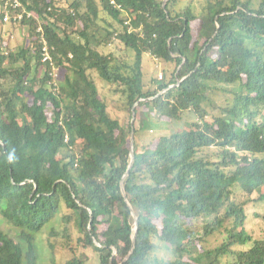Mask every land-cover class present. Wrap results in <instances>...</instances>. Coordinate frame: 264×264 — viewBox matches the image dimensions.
<instances>
[{"label": "trees", "instance_id": "trees-1", "mask_svg": "<svg viewBox=\"0 0 264 264\" xmlns=\"http://www.w3.org/2000/svg\"><path fill=\"white\" fill-rule=\"evenodd\" d=\"M180 1L0 0V264H88L90 249L99 264H264L246 228L247 204L264 202V0ZM117 42L126 57L102 50ZM147 54L175 65L149 85ZM92 72L117 85L128 125ZM63 220L75 240L59 261Z\"/></svg>", "mask_w": 264, "mask_h": 264}, {"label": "rangeland", "instance_id": "rangeland-1", "mask_svg": "<svg viewBox=\"0 0 264 264\" xmlns=\"http://www.w3.org/2000/svg\"><path fill=\"white\" fill-rule=\"evenodd\" d=\"M196 12H201V8L204 5L205 0H181L180 6H185L188 3H192ZM2 33L4 36L10 35L12 37V44L14 47L19 46L24 42V32L19 23L10 22V19L7 21L4 20L2 25ZM106 53L113 52L118 57H126L128 52L123 48L120 43H113L106 48L102 49ZM174 64L165 63L159 61L157 58L147 54L144 56L143 69L145 73V81L147 85L151 84V80L154 77L161 78L163 71L165 69H173ZM93 77L96 79L97 84L99 85V90L101 95L108 103V109L112 116L121 120L125 125L129 124V110L125 104V99L121 91H117L118 88L116 84L102 79L96 72H92ZM216 102L221 106H227L232 103L233 94L232 93H217L213 95ZM194 117L193 111H187L183 113L181 119H175L173 121L164 122V121H155L154 128L150 131L144 132V139L148 141L154 135L168 134L171 131H175L179 128L186 126L187 122H190ZM133 120V119H132ZM134 122V121H133ZM242 196V193L239 194ZM255 197L257 194L254 195ZM248 220L246 223V228L248 233L255 239H264V202L261 201H251L246 206ZM60 232L57 236L51 237L50 240L56 245L55 255L57 260L62 261L72 256V253L69 248V243L75 240V236L72 234V239L68 238V234L73 233V222L69 223V220H63L59 226ZM215 241V240H212ZM85 250L81 246L77 248V252ZM90 255V261L88 264H99L97 260V254L92 249L86 250ZM159 255H167L168 253L165 250L157 251Z\"/></svg>", "mask_w": 264, "mask_h": 264}, {"label": "water", "instance_id": "water-1", "mask_svg": "<svg viewBox=\"0 0 264 264\" xmlns=\"http://www.w3.org/2000/svg\"><path fill=\"white\" fill-rule=\"evenodd\" d=\"M134 110V109H133ZM135 111L133 112V120H132V123L135 119ZM134 159H135V152H134V132H132L131 134V162H130V167H132L133 163H134ZM128 174V171L126 172L125 175ZM121 187H122V191H123V194L126 196V192H125V187H124V184H123V180L121 181ZM133 215L135 217V231L137 232L138 230V218H137V215L135 214V212L133 211ZM135 239H136V233L134 234L133 236V241L135 242ZM98 243V241H96ZM128 258V256L126 257Z\"/></svg>", "mask_w": 264, "mask_h": 264}, {"label": "built area", "instance_id": "built-area-1", "mask_svg": "<svg viewBox=\"0 0 264 264\" xmlns=\"http://www.w3.org/2000/svg\"><path fill=\"white\" fill-rule=\"evenodd\" d=\"M10 1L12 2V5H14L15 7L20 5L19 0H10ZM22 15H23L22 13L21 14L19 13V14L15 15V16L17 18H21ZM9 18H10V15L6 14L5 17H4V20L7 21ZM44 51H45V54H44L43 60L44 61L52 60V57H51L50 53L48 52V49H47L46 46L44 47Z\"/></svg>", "mask_w": 264, "mask_h": 264}, {"label": "clouds", "instance_id": "clouds-1", "mask_svg": "<svg viewBox=\"0 0 264 264\" xmlns=\"http://www.w3.org/2000/svg\"><path fill=\"white\" fill-rule=\"evenodd\" d=\"M14 160H15V156H14V154H11V153H10V154L8 155V162L11 163V162H13Z\"/></svg>", "mask_w": 264, "mask_h": 264}, {"label": "bare ground", "instance_id": "bare-ground-1", "mask_svg": "<svg viewBox=\"0 0 264 264\" xmlns=\"http://www.w3.org/2000/svg\"><path fill=\"white\" fill-rule=\"evenodd\" d=\"M13 18H14V17H13ZM13 18H12V19H13Z\"/></svg>", "mask_w": 264, "mask_h": 264}]
</instances>
